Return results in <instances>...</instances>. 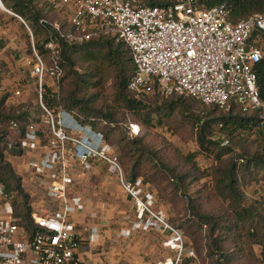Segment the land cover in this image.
Returning a JSON list of instances; mask_svg holds the SVG:
<instances>
[{
  "label": "built area",
  "instance_id": "obj_1",
  "mask_svg": "<svg viewBox=\"0 0 264 264\" xmlns=\"http://www.w3.org/2000/svg\"><path fill=\"white\" fill-rule=\"evenodd\" d=\"M47 1L69 28L80 33L65 34L55 22L53 28L62 38L83 42L113 36L126 43L136 69L129 89L136 95L145 97L157 88L163 94L182 95L220 110L237 109L243 115L259 113L264 122L257 75V65L264 57V13L234 22L227 5L208 10L204 0H160L159 4H151V0ZM0 8L3 10L1 4ZM7 13L19 19L34 39L20 16L9 10ZM11 46L19 52L23 48L19 40H13ZM45 50L48 60L33 44L32 58L26 59V64L38 80L49 138L41 159H28L26 169L29 184L58 206L44 213L33 208L35 228L28 230L16 218L5 187L0 184V264H83L79 253L88 238V229L80 228L74 217L86 212L99 216L79 200L77 193L96 163L107 167L135 208L137 220L121 230V236L156 232L171 254L154 264H185L188 260L197 264V254L183 232L171 224L167 214L155 211L154 194L143 195L135 181L128 180L105 137L80 124L62 107L52 110L43 103L47 89L60 99L64 77L60 47L51 34ZM46 78L50 83L45 82ZM14 94L20 98L23 90L17 88ZM132 133L138 134L139 127L132 125ZM43 142L37 125H29L22 155L35 143Z\"/></svg>",
  "mask_w": 264,
  "mask_h": 264
},
{
  "label": "trees",
  "instance_id": "obj_2",
  "mask_svg": "<svg viewBox=\"0 0 264 264\" xmlns=\"http://www.w3.org/2000/svg\"><path fill=\"white\" fill-rule=\"evenodd\" d=\"M2 2L9 11L20 16L26 22L35 38L36 49L45 59H49L45 46L49 41L50 34L57 39L60 47V64L64 69L62 84H65V88L64 97L60 99L51 90L45 91L43 103L50 109L55 110L62 107L80 124L90 126L95 132L101 133L107 141H111V131L119 129L121 123H125L126 120L143 130L144 128H155L168 124L170 118H174L178 114H183L187 118L188 113L193 112L194 115L188 116L187 120L198 128L196 139L201 151L209 157H215L218 163H221L225 156L228 159L226 167L223 169L213 168V172L209 175L214 176L216 187L219 188L224 201L230 202L236 224L226 227L219 226L218 228L219 221L214 219V216L198 214V219L202 222L201 226H210L212 236H214L217 228L225 229L231 235L233 244L239 248V254L236 256L226 253L223 248H219L216 264H233L239 259L244 260L245 264H251L254 261L263 264L264 216L258 214L256 209L247 206L243 201L241 186L246 181H240L242 178L240 173L241 171L249 172V178L252 180H257L259 177L264 179V149L261 154L248 155L242 153L237 155L232 149L221 147V144L210 140L216 131L232 139L236 134H250L257 128L255 133L264 141V127L261 126L260 114L242 117L233 114L235 112L233 109L226 116H223L222 110L215 106H206L201 102L190 100L188 97L178 94L169 95L170 98L162 105H158L159 101L157 100H145L142 98L143 96H138L129 89L130 81L134 77L136 69L131 51L123 40L113 36H99L83 42L68 41L53 28L55 22L58 21H55L54 18L62 17L57 14L53 5L47 0H2ZM159 3L160 0H151V4ZM204 4L208 10L222 4L227 5L231 12L230 18L234 22H239L258 13H264V0H204ZM12 17L16 19L15 16ZM61 29L65 34L71 31L75 33L74 28H69L66 21ZM261 37L264 46V34H261ZM27 39L31 44L30 33L27 34ZM257 75L258 89L264 103V57L257 65ZM111 79L112 99L105 103L106 98H103L101 94L106 83ZM5 101L6 97L1 101L0 107L4 105ZM198 104L201 107H198ZM40 109L42 110L41 106ZM29 110L27 108L23 112L19 111L15 116L6 115L2 113V110L0 111V123L10 126L19 134V143L16 147L10 144L5 139L4 132L0 131V184L4 185L20 224L28 230H33L35 226L32 219V196L23 187V178L16 173L6 156V152L12 155H22L21 147L27 127L40 122V119L31 116L32 113ZM196 110H198L197 114L195 113ZM120 111H123L126 119L118 117ZM217 112H220L221 115L214 117ZM120 134L122 137L117 140V144L122 145L123 152L130 157L132 156L134 162L130 168L128 180L134 182L139 178L140 164L145 158V162L151 163L153 169L158 170L159 173H163L162 169L170 172L173 175L172 181L175 188L180 189L184 194H188L183 175L175 174L165 163L161 169L158 168L163 160L157 152L149 151L138 136L130 139L128 132L122 131ZM123 161L122 159L121 162ZM245 178L241 180H245ZM197 195L199 196L197 197ZM188 200L196 206L202 204L200 201L202 200L201 194H193ZM245 231L246 234L244 235L243 232ZM212 244L218 245V241L212 240ZM255 246L261 249L260 260L253 249Z\"/></svg>",
  "mask_w": 264,
  "mask_h": 264
},
{
  "label": "rangeland",
  "instance_id": "obj_3",
  "mask_svg": "<svg viewBox=\"0 0 264 264\" xmlns=\"http://www.w3.org/2000/svg\"><path fill=\"white\" fill-rule=\"evenodd\" d=\"M12 16L0 8V103L3 98L6 97L4 105L0 107V111L2 110L3 114L15 116L19 111L23 112L29 108V111L32 113L31 116L40 119V122L34 124L37 125L40 130V135L45 144V140L49 138V132L46 115L40 109V100L37 91L38 80L32 76L31 69L26 64V59L32 58L35 38L32 39L31 37V44H29L27 39L29 31L19 19H13ZM59 18L57 16L54 20H58L57 23L60 24V26L64 25L65 21L63 18ZM74 34L76 36L80 35L78 32ZM13 40H19L21 42L23 45L21 52L16 51L13 46H11ZM45 82L50 83L48 78L45 79ZM17 88L23 90V95L20 98L16 97L14 94ZM64 88L65 84H62L59 95L60 98L64 97ZM103 90L101 95L103 98H106L105 103H108V100L112 99V79L106 83ZM142 98L148 101L157 100L159 101L158 105H162L170 96L163 94L156 88V90L152 89L149 95ZM197 106L201 107L200 104ZM207 109L209 110L210 108ZM197 111L198 110L195 112L196 114ZM222 111L221 114L226 116L229 112L233 111V109ZM234 111L233 114L238 116H253L252 114L249 116L243 115L237 109H234ZM221 114L217 112L214 117H218V115ZM193 115V112L188 113V116ZM118 117L126 119L123 115V111H120ZM187 118L183 116V114H178L174 116V118H170L171 120L168 124L155 128H144L143 130L139 127L138 134L132 133V124L130 121L126 120L125 123H121V129L119 127V129L117 128L111 131V141H106L111 147L112 153L118 157L127 177L130 176V168L134 162L132 156L130 157L123 152L122 145L120 146L117 144V140L122 137V134H120L122 131L128 132L130 139L138 136L139 140L146 145L149 151L158 153L163 160L158 167L159 169H161L165 163L175 174L184 176L185 185L187 186L186 192L188 194H184L180 189L177 190V188H175L174 182L172 181L173 175L170 172H166L162 169L163 173H159L158 170L153 169L151 163H146L144 158L140 164L138 172L139 178L136 179L135 183L140 187L143 195L147 193L155 195V211L167 214L171 224L183 232L188 245L191 246L197 254V264H216V255L219 252V248H223L226 253L228 252L235 256L239 254V248L231 241V235H229L225 229H218L219 226L226 227L235 225L236 218L230 202L227 200L224 201L221 197L219 188L216 187L214 176L209 175V173L211 174L213 172V168L223 169L226 167L228 165V159L225 156L222 162L218 163L215 157H209L206 153H203L196 139L198 128L195 124L189 122ZM261 126L264 127V122L262 121ZM256 130L257 128L250 134H236L232 139L216 131L215 135L211 137L210 140L221 144V147L232 149L237 155H241L242 153L248 155L261 154L264 149V144H261V142L264 141L255 133ZM0 131L4 132L6 135L5 139L10 142V144L15 146L18 145L19 134L15 129H11L10 126L0 123ZM28 154L29 153H26V151H24L23 156L20 154L12 155L6 152L7 160L10 163H14V159H16L20 164H23V162L28 159ZM122 159L124 160L123 162H121ZM16 173L22 174L21 170L18 168ZM249 174V172L245 171H241L240 173V177H246L245 180H241L242 178L240 179L241 182L246 181L244 185L241 184L243 201L247 206H252L256 209L255 211L258 214L264 216V179L259 177L257 180H252L249 178ZM79 191L86 199L88 207H90L97 216L101 217L102 212L107 213L110 210L112 217L110 219H112L113 222L123 221V229H128L131 223L137 220L135 208L132 202L130 203L131 199L127 201L130 204L128 207L129 209L120 204L121 200L117 201L118 196H123L124 194L121 192L116 178L110 175L105 165L96 163L94 170L89 174L87 179L82 182ZM193 194H201L202 200L200 201L202 204L196 206L188 200ZM198 196L199 195H197V197ZM123 197H125V195ZM121 208H124L125 211L126 209L128 211L132 209V215L128 217H125V215L119 216L118 212H120ZM198 214H205L210 217L214 216V219L219 221L214 236L211 234L210 226H201L202 222L198 219ZM140 234L144 235V233ZM243 234L245 235L246 231L243 232ZM147 236L150 237L149 234L145 237ZM130 238L131 236L125 237V241H129ZM160 239L162 242L161 247L159 246L160 251H158L154 262L161 261L171 254L170 250L163 247L164 239L162 236H160ZM212 240H217L218 245H213ZM253 249L260 260L261 249L257 246L253 247ZM194 262L193 260H188L185 264H193ZM233 264H245V261L239 259V261L236 260ZM251 264H261V262L254 261L251 262Z\"/></svg>",
  "mask_w": 264,
  "mask_h": 264
},
{
  "label": "crops",
  "instance_id": "obj_4",
  "mask_svg": "<svg viewBox=\"0 0 264 264\" xmlns=\"http://www.w3.org/2000/svg\"><path fill=\"white\" fill-rule=\"evenodd\" d=\"M34 145L35 146L26 150V153H29L28 159L40 160L42 155L46 152L45 144L37 145L35 143ZM14 160V163H11L16 171L17 168L21 170L22 174H18L23 178L24 188L32 196V207L34 210L38 211V213L56 210L58 206L57 202L54 203L48 200L41 191L34 188L32 184H29V175L26 169L27 160L24 161L23 164H20L16 159ZM50 171L52 172V168ZM80 188L81 186L79 189ZM79 189L77 193L79 200H83L84 203H87ZM123 196H118L117 201L121 200L120 204L128 208L130 204L127 201H129L130 198L126 195L125 197ZM131 211L132 209L130 211L126 209L125 211L124 208H121L118 215H125V217H128L132 215ZM101 216V218H96L86 212L74 217V222L80 228L84 230L85 228L88 229L86 232L88 238L79 253L83 264H154L155 257L158 251H160L159 246L161 247L162 243L160 239L161 234L156 232L131 233L130 240L126 242L125 238L120 234L121 230H123L124 222H113L112 219H110L112 218L110 210L107 213L102 212ZM140 233H144V235ZM91 234L94 235L91 236ZM145 234H149L150 237H145Z\"/></svg>",
  "mask_w": 264,
  "mask_h": 264
},
{
  "label": "water",
  "instance_id": "obj_5",
  "mask_svg": "<svg viewBox=\"0 0 264 264\" xmlns=\"http://www.w3.org/2000/svg\"><path fill=\"white\" fill-rule=\"evenodd\" d=\"M0 4H1V6H2L3 10L7 12V11H8V9H7V8L5 7V5L3 4L2 0H0Z\"/></svg>",
  "mask_w": 264,
  "mask_h": 264
},
{
  "label": "clouds",
  "instance_id": "obj_6",
  "mask_svg": "<svg viewBox=\"0 0 264 264\" xmlns=\"http://www.w3.org/2000/svg\"><path fill=\"white\" fill-rule=\"evenodd\" d=\"M134 126H136V125H134Z\"/></svg>",
  "mask_w": 264,
  "mask_h": 264
},
{
  "label": "bare ground",
  "instance_id": "obj_7",
  "mask_svg": "<svg viewBox=\"0 0 264 264\" xmlns=\"http://www.w3.org/2000/svg\"><path fill=\"white\" fill-rule=\"evenodd\" d=\"M137 129V128H136Z\"/></svg>",
  "mask_w": 264,
  "mask_h": 264
}]
</instances>
